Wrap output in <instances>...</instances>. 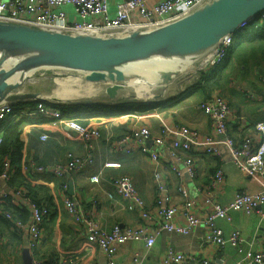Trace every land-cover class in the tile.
Masks as SVG:
<instances>
[{
    "label": "built area",
    "instance_id": "built-area-1",
    "mask_svg": "<svg viewBox=\"0 0 264 264\" xmlns=\"http://www.w3.org/2000/svg\"><path fill=\"white\" fill-rule=\"evenodd\" d=\"M212 0H122L117 4L116 15H110L111 0H0V22L24 25L32 28L62 32L64 34L91 35L95 37H126L136 31L151 30L167 26L193 14ZM65 6L74 8L75 17L72 18ZM250 25L264 26V11L254 18L240 24L234 33L221 37L215 46L207 52L185 75L180 84V94L188 93L195 87L202 74L207 73L222 65L226 60L229 50L234 43L235 36L245 31ZM264 84V74L260 77ZM231 85L246 96L248 101L257 102L262 96L253 89H249L240 82L232 81ZM74 103V102H73ZM56 102L42 101L35 107L18 108L10 103L0 104V146L6 130L5 123L12 119L13 122L22 118L42 119V123L56 126L64 123L72 130L76 138L84 144L88 154L78 157L68 154L66 163L39 165L34 161L31 171H27V181H33L37 174L48 173L56 178H65L80 173L93 163L92 149L96 141L102 138L101 131L96 125H84L80 117L84 113H69L65 115ZM63 104V103H60ZM199 110L211 122L213 135L200 134L184 126H173L162 121L160 133L154 135L148 125L135 126L124 136L113 140L110 145L114 150L127 155L141 153L153 163H167L170 169L183 182L184 176L191 181L199 176L196 157L206 155L223 161V147L229 150V155L235 167L249 176L252 180H264V122L253 125L254 133L258 136L248 137L243 141H236L229 134L230 123L235 119V114L228 100L219 92H214L198 105ZM148 113V112H147ZM153 116V114L151 115ZM155 116V115H154ZM235 116V117H234ZM159 117H161L159 115ZM49 139L48 134L41 136L42 141ZM138 142L140 145H138ZM151 144V146H150ZM157 146L168 150L169 157L164 159L162 154L152 147ZM171 158V159H170ZM179 165H182L180 168ZM106 167H120L119 163H107ZM13 166L6 157L0 165V213L10 221L14 230L27 235L28 249L35 254L42 239L43 225L50 216L49 207L37 204L23 187L10 184ZM156 205L151 208L139 194L136 185L128 176L114 178L111 181L113 193L109 194L111 200L121 199L128 210L137 211L141 222L135 226H114L110 230L103 228L98 221L97 202L83 205L71 196L65 198V207L74 220L87 231L86 245L101 250L106 257V264H117L116 253L118 246L130 241H144L147 247H152L155 239L162 233L189 236L202 224L207 228L205 242L216 244L220 247L230 246L238 252H246V257L238 264H264V249L253 251L256 243H261L264 248V234L260 240L245 238L241 231L235 230L226 235L218 227V220H231L233 212L252 214L260 212L264 218V191L249 193L238 192L233 200L223 205L218 200L220 190L226 182V176L221 166L203 186H198L197 198L191 197L188 187L183 183L178 187L179 196L184 203L183 222L178 219L179 209L174 205L172 196L167 191V177L164 172L157 174ZM92 181H99L98 177ZM68 191V185H64ZM65 192V193H66ZM5 203L13 206L20 212H27L28 219L23 221L13 212L7 211ZM199 207L201 218L193 209ZM74 254L64 258L73 264ZM35 264H49L43 260H34ZM211 264L207 259L187 256L177 252L173 246H168L164 252L161 264ZM130 264H142L138 255Z\"/></svg>",
    "mask_w": 264,
    "mask_h": 264
},
{
    "label": "crops",
    "instance_id": "crops-1",
    "mask_svg": "<svg viewBox=\"0 0 264 264\" xmlns=\"http://www.w3.org/2000/svg\"><path fill=\"white\" fill-rule=\"evenodd\" d=\"M121 2L122 0H111L109 7L112 17L116 15L117 4ZM63 10L71 15L72 18L75 17L72 6H65ZM254 44L255 48L245 45L241 51L243 62L234 59L230 65L232 67L225 73L227 75L226 82L229 81V83L235 80L232 78L233 74H240L239 76L246 77L245 83L239 80L242 83L241 85L244 84L245 87L255 90L262 96L260 101L250 102L245 95H242L236 89V91L230 90L235 92L232 99L227 94L228 87L224 89L223 95L226 98L228 95L229 98L227 99L236 116H234L235 119L229 126V134L236 141H243L248 137H256L258 139V136L254 133L253 125L258 122H264V84L260 78L264 74V42L259 44L258 41H255ZM198 61L192 63L182 75L165 86H160V84L151 80L146 85L134 84L130 86L129 90L137 91L143 98L150 95L148 102H164L160 107L148 113L129 111L120 116H106L102 111H90V109L86 108L87 105H112L118 104L119 101L134 106L146 103L133 104V102L137 101L126 97H118L112 100L106 92L101 94L105 90L102 84H89L86 82L87 85H81L83 88L86 87L95 96L94 98L90 96L91 94L87 96L81 95V98H78L75 96L78 93L75 94L76 91L74 92L71 89L64 93L65 97L63 94L62 99L60 97L57 99L56 95L59 94L63 82L59 76L55 78L37 77L31 80L30 84L34 85L33 93H42L45 96V101L75 105L74 109H80L81 107L80 112L88 116L85 119L86 122L98 126L102 134V138L94 143L91 150L93 163L83 171L75 175L66 176L63 179L56 178L48 173L37 174L33 181L30 182L33 186L47 188L51 197L50 204H46L49 202H44L50 209V216L43 225V239L36 253L32 254L30 252L34 260H43L49 264H69L64 258L69 257V254H74L73 264H106V257L101 250L86 245L87 231L68 214L65 207V198L71 196L84 206L97 202L99 205L98 221L107 230L116 225L121 227L135 226L142 221L139 213L128 210L121 199L111 200L109 198V194L113 193L111 181L117 177H130L148 206L154 208L158 198L157 174L164 172L168 178L167 191L172 196L174 205L179 209L178 219L180 222H183L185 208L183 200L179 196L178 187L183 183L188 187L191 197L197 198L199 195L198 186L205 185L219 166L223 168L226 176L225 185L217 197L221 204L230 203L240 191L249 193L264 191V180H252L238 170L230 159L229 150L225 147H223L224 157L222 162L217 158L206 155L196 157V165L199 172L198 178L191 181L190 178L184 176L183 182L174 174L167 163L156 164L141 153L127 155L111 147L110 143L113 140L129 133L135 126L148 125L152 133L158 135L162 121L173 126L187 127L200 134L213 135L210 119L198 108V105L207 99L208 92L196 86L195 90L191 89L188 93L180 94L179 85L183 83L188 71L199 63ZM35 75L34 77H36ZM144 92L147 94L142 95ZM212 92L214 93L216 90ZM168 100L171 101L167 102ZM31 102L34 104L35 101ZM77 102H90V104L83 106L77 104ZM85 110H88V112ZM152 114L153 116H151ZM43 134L49 135L47 141L41 140ZM21 141L23 147L20 165L22 175L26 179L27 171L25 167L31 171L33 161L39 165L66 163L70 153L78 157H84L88 154L84 144L76 138L74 132L69 130L64 123L56 126H49L48 123H25L21 129ZM138 145H140L139 142ZM152 149L160 152L164 159H168V150L157 146H153ZM107 163H119L120 167L108 168L106 167ZM178 166L182 168V165L178 164ZM94 177H98L99 181H92ZM64 185H68L67 192L64 189ZM71 185L74 187V195H70ZM199 209V207H195L193 211L201 218H205ZM261 211H264V206ZM3 218V213H0V264H23L22 252L25 248L28 249L27 235L26 233L15 231L10 223V226H7L3 222ZM217 224L226 235L239 230L245 238L260 240V237L264 234V218H262L260 212L252 214L233 212L230 221L218 220ZM206 233L207 228L202 224L189 236L162 233L156 237L154 245L150 248L146 246L144 241H130L118 246L116 263L130 264L135 256L138 255L142 264H161L162 257L168 246H173L177 252L184 253L187 256L207 259L211 264H238L246 257V252H238L233 247H220L216 244L206 243ZM261 249H264L261 243H256L252 248L254 252Z\"/></svg>",
    "mask_w": 264,
    "mask_h": 264
},
{
    "label": "water",
    "instance_id": "water-1",
    "mask_svg": "<svg viewBox=\"0 0 264 264\" xmlns=\"http://www.w3.org/2000/svg\"><path fill=\"white\" fill-rule=\"evenodd\" d=\"M261 11L264 0H212L184 19L126 37L72 36L0 22V104L45 101L42 93H33L30 84L42 70L84 72L87 83H104L106 94L115 100L127 89L131 74L140 69L144 72L145 65L165 62L171 64L163 67L160 86H165L200 60L221 37L234 33ZM74 193L71 185L70 195ZM22 259L23 264H35L27 248Z\"/></svg>",
    "mask_w": 264,
    "mask_h": 264
},
{
    "label": "trees",
    "instance_id": "trees-1",
    "mask_svg": "<svg viewBox=\"0 0 264 264\" xmlns=\"http://www.w3.org/2000/svg\"><path fill=\"white\" fill-rule=\"evenodd\" d=\"M258 41L259 44L264 42V26L263 25H250L248 26L245 31L239 32L235 36L234 43L232 44L229 54L224 61V63L215 69L204 73L201 75L200 80L197 87H201L203 90L208 92L207 98L212 94V91L216 90L217 88H223L224 83L227 80V73L228 69L231 68L230 66L233 63L234 59H237L240 62H243L241 57V51L244 49L245 45H250L255 48L254 42ZM195 86V87H196ZM195 87L192 89L195 90ZM196 87V88H197ZM38 102H31L26 101L22 103H17L14 106L18 108L22 107H35ZM164 102H146L141 103L140 105L134 106L130 105L129 103L119 102L118 104H99V105H87L86 108L90 109V111H102L106 116H120L128 113L129 111L137 112V113H146L156 108L160 107ZM62 110L65 115L69 113H79L76 111L73 106H67L66 104H56ZM80 107V106H77ZM81 109V107H80ZM88 112V110H85ZM97 114V113H96ZM95 114V115H96ZM88 116L80 117L82 119L87 118ZM95 117V116H94ZM44 120L42 119H33V118H22L20 121L13 122L12 119H9L6 123V130L3 136V144L0 146V165H2L3 161L6 157H9L12 166V179L10 184L15 187H23L27 190L28 196H30L37 204H41L44 202H49L46 204H50L51 197L48 194V189L44 188L43 186H33L30 184L26 178L22 175V169L20 165V157L22 155V147L23 143L21 141V129L23 124L25 123H42ZM84 125H88V122L82 120L81 122ZM16 178V179H15ZM19 184V185H18ZM45 204V203H44ZM4 207L7 211L13 212L16 216H18L23 221L28 219L27 212H20L16 209L13 210V206L9 203H5ZM3 222L10 226L12 224L6 218H3ZM10 223V224H9Z\"/></svg>",
    "mask_w": 264,
    "mask_h": 264
},
{
    "label": "rangeland",
    "instance_id": "rangeland-1",
    "mask_svg": "<svg viewBox=\"0 0 264 264\" xmlns=\"http://www.w3.org/2000/svg\"><path fill=\"white\" fill-rule=\"evenodd\" d=\"M199 63L201 62V60H199L198 61ZM158 67H161V70L160 69H158ZM141 70H142V72H141ZM148 70V71H147ZM162 71H163V68H162V66H159V65H155V67H151V66H149V67H147V69L146 68H144V72H143V69H140V70H137V71H135V73L136 74H131L129 77H128V79H127V81H126V83H127V85H134V84H144V85H146V84H148V82H150V80L152 81V82H156L157 84H161L162 82H163V80L161 79L162 78ZM68 72H72V73H68ZM144 73V74H143ZM240 75V74H239ZM239 75H236V74H233V77L232 78H234L235 80H233V81H237V82H240V81H242V82H244L245 81V79H246V77H241V76H239ZM36 77H34V78H37V77H51V78H55V77H57V76H59L60 77V79H62L63 80V82H62V86H61V88H60V90H59V94L58 95H56V98L57 99H59V97L62 99L63 98V94L65 93V92H67V90L68 91H70L71 89L72 90H74V92H75V94L76 93H78V94H76L75 96L76 97H78V98H81V95H85V96H87V95H89V94H91L90 96L91 97H95V96H93V94L90 92V91H88L87 89H86V87H82L81 85H87L86 84V81H85V76H86V73H84V72H80V71H75V70H64V71H61V70H58V69H52V70H49V71H41V72H38L36 75H35ZM151 78V79H150ZM240 80V81H239ZM232 82V81H231ZM241 83V82H240ZM245 83V82H244ZM242 84V83H241ZM248 84V83H247ZM104 85V86H103ZM152 85V84H151ZM244 85V84H243ZM102 86L103 87H106V85L103 83L102 84ZM231 85V83H229V81L228 82H226V84H225V86H224V88H217L216 89V92H219V93H221L222 95H223V92H224V89H226V87H228V95L233 99V95L235 94V92H231L230 90H234V91H236V89ZM251 86V85H250ZM106 91L105 90H103L102 92H101V94H103V93H105ZM151 92V91H150ZM58 93V92H57ZM213 93V92H212ZM71 94V93H70ZM100 94V93H99ZM242 94V93H241ZM98 95V94H97ZM120 95V96H119ZM119 95H117L118 97H126V98H128V99H131V100H135V101H137V102H133V104H139V102H148L149 101V99H148V101H146V99L145 98H142V97H140V95L138 94V92L137 91H134V90H128V89H126V90H123V91H121L120 92V94ZM228 95H227V98H229L228 97ZM243 95V94H242ZM224 96V95H223ZM64 97H65V94H64ZM91 97H89V98H91ZM117 97V98H118ZM225 97V96H224ZM97 98V97H96ZM226 98V97H225ZM226 98V99H227ZM60 99V100H61ZM122 99H124V98H122ZM77 100V99H76ZM228 100V99H227ZM248 100V99H247ZM171 100H168L167 102H170ZM71 102H73V101H71ZM119 102H123V101H119ZM118 102V103H119ZM229 102V101H228ZM250 102H252V101H250ZM64 104V103H63ZM72 104V103H71ZM67 106H73V107H75V105H70V104H66ZM179 106V105H178ZM22 108H26V107H22ZM231 108H232V106H231ZM76 109V108H75ZM80 110L81 109H76V111H79L80 112ZM160 110V109H159ZM158 110V111H159ZM112 191H113V186H112Z\"/></svg>",
    "mask_w": 264,
    "mask_h": 264
},
{
    "label": "bare ground",
    "instance_id": "bare-ground-1",
    "mask_svg": "<svg viewBox=\"0 0 264 264\" xmlns=\"http://www.w3.org/2000/svg\"><path fill=\"white\" fill-rule=\"evenodd\" d=\"M155 65H159V66H162V68L164 67H168V66H171V64L170 63H165V62H159V63H155V64H152V65H150L151 67H155ZM147 67H148V65H145V67H143V68H146L147 69ZM158 69H160L161 70V67H158ZM148 71V70H147ZM100 84H103V83H100ZM149 84V83H148ZM130 86H132V85H128L127 86V89L129 90V88H130ZM147 93L146 92H144L142 95H146ZM150 95H148L146 98H148ZM140 97H142V96H140ZM143 98V97H142ZM145 98V99H146Z\"/></svg>",
    "mask_w": 264,
    "mask_h": 264
}]
</instances>
